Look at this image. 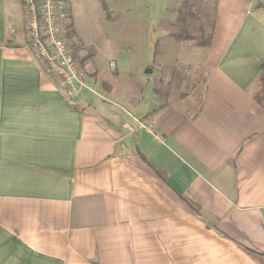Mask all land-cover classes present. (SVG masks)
<instances>
[{
	"label": "crops",
	"instance_id": "obj_1",
	"mask_svg": "<svg viewBox=\"0 0 264 264\" xmlns=\"http://www.w3.org/2000/svg\"><path fill=\"white\" fill-rule=\"evenodd\" d=\"M7 1L0 264H264V0L217 1L194 109L159 74L124 95L90 60L69 98Z\"/></svg>",
	"mask_w": 264,
	"mask_h": 264
},
{
	"label": "rangeland",
	"instance_id": "obj_2",
	"mask_svg": "<svg viewBox=\"0 0 264 264\" xmlns=\"http://www.w3.org/2000/svg\"><path fill=\"white\" fill-rule=\"evenodd\" d=\"M217 1L65 0L74 41L80 42L82 54L89 56L93 67L118 72L117 89L122 94L128 95L142 82L148 99L153 78L159 74L158 82L170 79L165 83H172H159L161 92L174 98L181 93L195 95L190 109L197 105L203 89L199 85L205 72L202 41L213 30ZM147 66L155 67L153 77L144 74ZM91 96L96 98L93 92Z\"/></svg>",
	"mask_w": 264,
	"mask_h": 264
},
{
	"label": "built area",
	"instance_id": "obj_3",
	"mask_svg": "<svg viewBox=\"0 0 264 264\" xmlns=\"http://www.w3.org/2000/svg\"><path fill=\"white\" fill-rule=\"evenodd\" d=\"M27 45L69 98L86 88L84 68L73 56L72 20L65 0H23Z\"/></svg>",
	"mask_w": 264,
	"mask_h": 264
},
{
	"label": "trees",
	"instance_id": "obj_4",
	"mask_svg": "<svg viewBox=\"0 0 264 264\" xmlns=\"http://www.w3.org/2000/svg\"><path fill=\"white\" fill-rule=\"evenodd\" d=\"M20 1V3H21V6H23V0H19ZM185 2H187V0H184ZM72 25H73V23H72ZM71 34H73V30H72V32H71ZM210 35H211V33L207 36V38H206V40H204V41H202V44L205 46V45H207L208 43H209V40H210ZM73 56L76 58V53L74 52L73 53ZM89 58V56H84V57H82V58H76V59H78V61L80 62V64H82L83 65V63L87 60ZM262 71L264 70V64H262Z\"/></svg>",
	"mask_w": 264,
	"mask_h": 264
},
{
	"label": "water",
	"instance_id": "obj_5",
	"mask_svg": "<svg viewBox=\"0 0 264 264\" xmlns=\"http://www.w3.org/2000/svg\"><path fill=\"white\" fill-rule=\"evenodd\" d=\"M146 72H147V73H149V72H150V70L148 69V70H146Z\"/></svg>",
	"mask_w": 264,
	"mask_h": 264
}]
</instances>
